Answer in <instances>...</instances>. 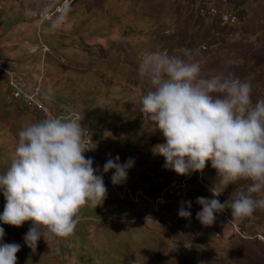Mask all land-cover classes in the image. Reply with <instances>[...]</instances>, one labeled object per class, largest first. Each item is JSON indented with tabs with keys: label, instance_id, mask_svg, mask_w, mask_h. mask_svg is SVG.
<instances>
[{
	"label": "rangeland",
	"instance_id": "1",
	"mask_svg": "<svg viewBox=\"0 0 264 264\" xmlns=\"http://www.w3.org/2000/svg\"><path fill=\"white\" fill-rule=\"evenodd\" d=\"M182 48L203 77L233 74L251 83L254 102L264 98V0H0V174L22 125L55 117L89 130L84 156L96 174L109 157L135 161L119 185L114 170L103 173L105 199L81 208L67 238H41L33 252L23 240L31 221L0 223L4 242L21 245L17 264H264V209L242 220L226 209L210 226L196 219L197 197L214 198L216 185L223 203L249 182L224 189L210 161L180 176L154 154L165 139L139 112L150 85L138 64L145 52ZM9 72L39 83L41 106L13 97ZM50 86L51 103L42 98ZM186 201L191 217L181 218ZM5 203L0 191V213Z\"/></svg>",
	"mask_w": 264,
	"mask_h": 264
},
{
	"label": "clouds",
	"instance_id": "2",
	"mask_svg": "<svg viewBox=\"0 0 264 264\" xmlns=\"http://www.w3.org/2000/svg\"><path fill=\"white\" fill-rule=\"evenodd\" d=\"M138 77L150 89L141 97L139 112L154 122L165 139L154 146V154L164 158V168L177 175L203 172L210 161L217 173L216 184L223 188L241 181L223 203L213 187L214 198L197 197L201 210L196 219L203 226L215 222L216 213L231 210L232 220L264 209V98L252 99V85L233 74L203 77L202 62L187 48L174 54L145 52L139 61ZM54 89L43 92L51 103ZM89 130L81 120L62 117L25 122L18 132L14 156L0 174V191L6 203L0 223L32 226L23 236L24 243L36 251L44 238H67L79 223L82 207L96 208L106 197L103 173L114 170L113 185L127 180L133 158L120 162L117 155L103 165V173L93 167V158H85L84 140ZM191 201L181 203L178 215L191 217ZM0 227V264H17L18 243L4 242Z\"/></svg>",
	"mask_w": 264,
	"mask_h": 264
},
{
	"label": "built area",
	"instance_id": "3",
	"mask_svg": "<svg viewBox=\"0 0 264 264\" xmlns=\"http://www.w3.org/2000/svg\"><path fill=\"white\" fill-rule=\"evenodd\" d=\"M8 84L12 88L13 97L18 98L26 103H35L36 105L41 106L38 102V99H40L39 83L27 84L23 82L20 77L14 75L13 72H9Z\"/></svg>",
	"mask_w": 264,
	"mask_h": 264
},
{
	"label": "bare ground",
	"instance_id": "4",
	"mask_svg": "<svg viewBox=\"0 0 264 264\" xmlns=\"http://www.w3.org/2000/svg\"><path fill=\"white\" fill-rule=\"evenodd\" d=\"M162 201V200H161ZM163 202V201H162Z\"/></svg>",
	"mask_w": 264,
	"mask_h": 264
}]
</instances>
